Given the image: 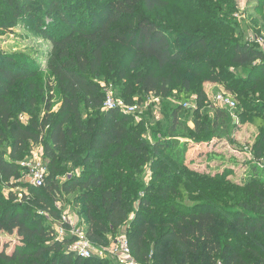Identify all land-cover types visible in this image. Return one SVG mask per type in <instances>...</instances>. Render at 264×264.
<instances>
[{
    "label": "rangeland",
    "instance_id": "1",
    "mask_svg": "<svg viewBox=\"0 0 264 264\" xmlns=\"http://www.w3.org/2000/svg\"><path fill=\"white\" fill-rule=\"evenodd\" d=\"M0 1V52L30 56L35 62L34 76L18 81L9 93L13 114L23 116L22 123L31 124L43 119L48 105L54 114L62 106L63 95L59 91L58 80L49 68L54 59L53 43L36 29L33 16L23 15L22 19L14 20L8 3ZM34 1L32 6L36 11L40 10L45 18L46 2L41 4L40 0ZM71 1L74 24L87 28L105 18V5L109 0ZM165 1L168 5L163 9L147 12L140 8L141 16L162 24L174 35L187 32L204 39L208 41L210 49L200 56L202 66H197L194 72L169 66L161 68L152 59L136 61L135 52L120 44L111 43L104 50L98 83L100 87L112 86L115 99L124 105L139 106V110L130 115L133 120L127 128L132 134H138L140 141L147 145L149 156L145 166L147 178L139 181L130 173L134 166L133 155L123 153L115 160L104 162L107 185L123 186L124 198L130 206V220L114 238L108 235L105 244L92 243L93 257L117 264L112 253L113 245L135 219L140 202L147 194L145 188L157 184L153 182V170L149 165V161H153L157 166H163L164 182L171 181L175 185L181 178L188 181L187 206L193 207L199 203L214 206L219 203L223 207L219 209L221 219L231 224L229 230L225 228L220 231L219 237L223 243L231 244L249 264H258L256 254H253L261 252L264 237L260 234H241L232 226L240 214L239 204L257 185L264 184L262 133L252 124L255 114L264 116V66L256 70L240 67L233 62V53L237 44H253L257 48L261 44H256V40L264 44V0ZM58 26L56 30H59ZM49 34L52 38L59 37V34ZM149 73L171 81L166 96L143 91L140 80ZM183 79L190 81L194 92L187 102H181L177 97L176 88ZM202 92L205 101L200 108L197 99ZM219 93L233 97L237 103L235 110H223L221 117H217L221 109L214 102V97ZM186 103H189L188 107L184 106ZM80 108L85 122L96 117L97 111L88 108L83 101ZM103 112L105 110L100 111ZM0 131L5 132L1 118ZM159 143L165 146L160 154L155 155L154 148ZM3 148L9 153V146ZM43 153L42 144L30 143L20 164L42 158ZM69 154L71 158L59 157L54 164L43 160L47 177L53 175L59 184H63L71 177L90 174L93 165L86 163L89 156L87 145L81 142L77 133L70 142ZM14 182L18 186L10 188L0 181V196L7 206H28V202L34 200L31 192L43 191L23 178L11 180V183ZM100 195V190L59 193L52 197V209L59 219H53L42 211H36L34 218L43 220L46 227L54 229L65 217L86 230L89 208L99 207ZM25 197L28 198L27 202L24 201ZM175 202L174 206L177 207L178 201ZM92 211L97 214L95 210ZM150 213L157 222L171 216L167 206H153ZM157 231L160 235L164 229L159 227ZM26 243L16 234L0 231V251L5 249L12 254L16 248H25ZM37 243L49 241L40 240ZM154 243L155 239L149 238L150 248ZM164 250H170L167 244ZM53 257L52 253L45 254L42 263L43 259L28 256L23 262L16 260L9 264H46ZM139 264H154V260ZM218 264H222V261Z\"/></svg>",
    "mask_w": 264,
    "mask_h": 264
},
{
    "label": "trees",
    "instance_id": "2",
    "mask_svg": "<svg viewBox=\"0 0 264 264\" xmlns=\"http://www.w3.org/2000/svg\"><path fill=\"white\" fill-rule=\"evenodd\" d=\"M5 1L14 20L22 19L23 15L33 16L39 33L52 40L54 59L49 68L58 80L63 102L57 113H51V106L48 105L41 121L22 123L20 115L13 114L9 93L18 81L34 76L35 62L30 56L0 52V118L5 130L0 131V181L10 188L18 186L11 180L23 178L20 161L30 143L43 145L45 163L54 164L59 157L71 158L69 147L75 133L87 145L89 156L86 163H91L93 170L86 176L71 177L63 184H59L53 175L46 177L45 186L39 188L43 191H32L34 200H30L28 206H7L0 196V231H9L27 241L25 248H16L12 254L1 250L0 264L16 260L23 262L28 256L43 259L44 263L43 257L47 253H52L54 257L46 264H113L110 260L76 257L68 251L71 239L57 240L54 229L46 227L43 220L34 218L36 211H42L53 219H59L52 209L54 195L72 194L76 190H100L99 207L91 206L88 212L86 232L90 241L105 244L108 235L114 238L130 220V206L124 198L123 186L107 185L104 162L115 160L123 153L133 155L134 166L130 173L139 181L146 179L149 150L138 134H132L127 128L133 120L132 116L118 109L100 113L105 101L98 83L104 50L111 43L120 44L135 52L136 61L152 59L161 68L169 66L194 72L197 66H202L200 56L209 52V43L187 32L174 35L162 24L141 16L140 8L147 12L163 9L168 5L165 0H109L105 5V18L87 28L73 23L71 0H40L41 4L43 1L47 4L45 18L40 10L36 11L32 6L34 0ZM57 25L59 30H56ZM49 32L59 34V37L52 38ZM233 62L256 70L264 66V52L253 44H237ZM140 84L148 94L166 96L171 81L149 73L142 76ZM176 90L181 102H187L194 96L187 79L181 80ZM82 101L88 108L97 111L96 117L87 122L81 114ZM204 101L202 92L198 95V107L201 108ZM222 115L223 110H218L217 117ZM252 124L262 133L264 143V116L255 114ZM3 146L10 147L9 153ZM164 146L159 143L154 148V154H160ZM156 164L149 161L153 182L157 184L145 188L147 194L140 202V210L125 232L135 260L141 263L154 260V264H218L220 260L222 264H249L231 244L223 243L219 237L220 231L231 226L220 217L219 209L223 207L219 203L214 206L204 203L187 206L188 181L181 178L175 185L171 181L164 182L163 166ZM176 200L177 207L174 206ZM24 201L27 202L28 198L25 197ZM153 206H167L171 216L157 222L150 213ZM239 207L240 214L236 216L232 229L241 234H260L264 237V184L249 192ZM92 210L97 214H93ZM159 227L164 229L160 235L157 231ZM149 238L155 239L152 248ZM40 240L49 243H37ZM166 244L170 250L165 252ZM253 255L257 257L258 264H264V244L261 252Z\"/></svg>",
    "mask_w": 264,
    "mask_h": 264
},
{
    "label": "built area",
    "instance_id": "3",
    "mask_svg": "<svg viewBox=\"0 0 264 264\" xmlns=\"http://www.w3.org/2000/svg\"><path fill=\"white\" fill-rule=\"evenodd\" d=\"M256 44H261L259 48L264 52V44L256 40ZM105 95L103 110L118 109L122 113L132 115L139 110V106H127L115 99L114 89L112 86H101ZM216 106L221 110L233 111L237 107L236 101L233 97L219 93L214 97ZM185 107L189 103L184 104ZM23 121L24 117L20 116ZM21 168L24 171L23 179H25L31 186L35 188H43L45 186L47 170L43 163V158H35L34 160L22 163ZM54 233L57 240L71 239L72 242L68 246V251L72 252L76 257L88 259L93 257V244L88 238L86 230L81 229L67 218L54 228ZM112 253L116 259L117 264H139L132 255V250L128 238L125 233L117 239L113 245Z\"/></svg>",
    "mask_w": 264,
    "mask_h": 264
},
{
    "label": "crops",
    "instance_id": "4",
    "mask_svg": "<svg viewBox=\"0 0 264 264\" xmlns=\"http://www.w3.org/2000/svg\"><path fill=\"white\" fill-rule=\"evenodd\" d=\"M147 178V177H146Z\"/></svg>",
    "mask_w": 264,
    "mask_h": 264
}]
</instances>
